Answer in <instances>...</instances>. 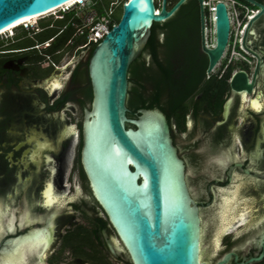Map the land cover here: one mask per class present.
<instances>
[{
	"label": "flooded vegetation",
	"instance_id": "flooded-vegetation-1",
	"mask_svg": "<svg viewBox=\"0 0 264 264\" xmlns=\"http://www.w3.org/2000/svg\"><path fill=\"white\" fill-rule=\"evenodd\" d=\"M254 1L264 5V0ZM168 3L166 0L167 10L171 7L167 8ZM245 4L258 12L253 5ZM194 14L189 11L180 20L185 40L180 58L173 62L205 64L206 78L216 79L212 108L207 109L200 94H196V107L200 109L196 117L193 113L190 116L194 120L201 116L202 131L210 134L213 144L222 147L219 155L206 159L198 155L201 143L195 144L197 174L203 189L199 197L190 192L202 223V256L207 233L208 255L214 256L212 260L202 258L207 264H215L229 255L226 264H238L262 254L260 261L251 264H264V245L259 244L264 232V14L252 24L245 39L246 48L260 59L249 93L229 87L236 71L244 72L251 82L257 64L254 55L242 47L248 20L241 29V48L237 47L244 60H225L227 40L220 59L206 74L208 62L200 49L199 11L198 28L190 30ZM48 27L56 26L52 21ZM33 29L32 32L41 30L38 26ZM31 31L0 41V255L16 241L43 237L44 245L37 254L27 257L26 264H93L91 260L99 257L98 264H127L128 256L95 199L80 160L83 110L88 107H82L79 101L88 86L91 92L85 72L88 78L86 60L93 46L75 55L76 49L66 43L58 58L41 59L45 43H25ZM207 37L204 10V41L211 47L214 34L209 35V44ZM164 38V33L158 34L157 43ZM228 70L226 87L219 96V81ZM54 81L59 82V88H51ZM199 88L200 84L196 89ZM252 101L257 102L259 110L253 108ZM171 130L172 142L188 170ZM186 181L190 187L188 175ZM49 185L57 198L52 204L47 203ZM236 185L240 186L233 213L236 217L223 227L224 200L236 191ZM239 193H245V198ZM240 214L243 221L239 223ZM11 219L13 225L8 227ZM20 220L24 221L23 228ZM106 242L111 243L113 254Z\"/></svg>",
	"mask_w": 264,
	"mask_h": 264
},
{
	"label": "water",
	"instance_id": "water-1",
	"mask_svg": "<svg viewBox=\"0 0 264 264\" xmlns=\"http://www.w3.org/2000/svg\"><path fill=\"white\" fill-rule=\"evenodd\" d=\"M71 1L0 0V32ZM187 1L177 0L167 10L166 0H160L156 13L154 0H124L118 22L95 45L87 61L91 99L83 110L80 160L89 187L130 264H207L202 258L199 210L186 181L188 170L172 142L165 115L158 109H140L135 118L126 115L130 64L142 53L152 25L171 18ZM194 1L199 11L200 49L207 57L209 74L227 44L229 20L224 3L217 2L214 44L206 46L203 0ZM243 1L258 10L242 35V47L254 55L257 64L251 82L244 72L236 71L229 87L249 93L260 59L246 48L245 39L252 24L264 14V5ZM89 45L76 49L75 55ZM106 244L113 254L111 243ZM259 244L264 245V232ZM262 257L259 254L238 264L255 263ZM228 259L225 255L215 264H226Z\"/></svg>",
	"mask_w": 264,
	"mask_h": 264
},
{
	"label": "trees",
	"instance_id": "trees-1",
	"mask_svg": "<svg viewBox=\"0 0 264 264\" xmlns=\"http://www.w3.org/2000/svg\"><path fill=\"white\" fill-rule=\"evenodd\" d=\"M104 1L106 0H91V8L98 15H101L112 2H115L113 9L121 8V0H109L107 5L104 4ZM159 6L160 4L157 5L156 3V9ZM189 11L190 14L195 13L194 19L191 18L190 30L194 27L198 28V6L194 1L182 5L172 18L163 23L152 25L142 53L130 64L128 69L127 117L135 118L138 114L137 111L140 109H158L165 115L170 128L175 126L179 130H185L187 115L193 113V117H196L197 111L200 109V107H196L194 98L196 94H200L201 101L207 109L212 108L216 79L212 76L206 78L204 73L205 64L198 63L195 65L188 61L173 62L174 58H180L183 50L182 43L185 39L183 38V27L180 20ZM72 15L73 12L70 11L62 19H55L53 22L56 27H48L49 21H40L38 27L41 30L31 31L32 34L26 37V40L31 42L30 44L33 40H37L38 43H47V46L41 50L39 58L56 59L59 57L66 42L74 32V27L69 25ZM113 19L116 23L119 20ZM73 20L78 23L76 19ZM25 33L29 32L24 30ZM160 33H164L165 38L161 44H158L156 39ZM84 42V39L81 42L75 39L71 49L74 50ZM95 45L92 44L93 48ZM146 58L149 59L147 62ZM229 74L230 70L219 81L221 86L219 96L222 95L226 87ZM85 76L88 82L86 72ZM199 81L201 82L199 83ZM199 84L200 88L197 90ZM90 99L91 92L88 86L83 90V98L79 103L82 107H88ZM125 262L130 264L129 260H125Z\"/></svg>",
	"mask_w": 264,
	"mask_h": 264
},
{
	"label": "built area",
	"instance_id": "built-area-1",
	"mask_svg": "<svg viewBox=\"0 0 264 264\" xmlns=\"http://www.w3.org/2000/svg\"><path fill=\"white\" fill-rule=\"evenodd\" d=\"M124 0H121V4ZM222 2L225 5L228 20H229V35L228 44L223 53V57L227 62L231 59H242L244 57L237 50L240 46V35L243 22L249 20L255 12L252 11L243 0H203L202 5L206 13V30L209 27L210 35L213 34V22H214V11L215 4ZM115 2L109 4L108 8L101 14L98 15L95 10L91 8V0H80L74 2L72 5L61 9V13L57 18H62L66 13L73 12L69 25L74 27V32L70 39L66 42L67 45H72L73 41L77 37H84L85 42L82 45L77 46L75 49L83 47L85 45L97 44L111 29L116 25L112 14ZM158 12V9L155 10ZM73 19H76V23ZM35 25L30 23L22 24V28L25 31L34 30ZM47 46V43L44 44Z\"/></svg>",
	"mask_w": 264,
	"mask_h": 264
},
{
	"label": "rangeland",
	"instance_id": "rangeland-1",
	"mask_svg": "<svg viewBox=\"0 0 264 264\" xmlns=\"http://www.w3.org/2000/svg\"><path fill=\"white\" fill-rule=\"evenodd\" d=\"M108 1L109 0L104 1V4L107 5ZM116 1H118V0H116ZM168 1L170 2V4L168 3L167 8H169V6H172L176 2L175 0H168ZM155 2L157 3V5L160 4V0H156ZM60 13H61V9L53 12L52 14L41 16L33 24L32 23H30V24L35 25V27L37 28L40 21L52 22L57 18V16L60 15ZM120 15H121V8L120 7L113 9V14H112L113 18H115L117 20V19H119ZM208 29H209V27H207L206 33L208 36L207 37V43L209 44L210 32ZM29 31H31V30H29ZM16 34H18L19 36L24 35V29L22 28V26H17L16 28H13L11 31H8V32L1 34L0 35V41H4V40H6V39H8L11 36H14ZM75 39L78 42H81L84 39V37H77ZM25 43L30 44L31 42L25 40ZM41 47L43 48L45 46L42 45ZM200 125H201V116H199L197 120H194L189 114V115H187L186 122H185L186 131L185 130H179L175 126H173L172 130H171L173 140H174L175 144L177 145L181 156L184 158V160L186 162L187 169H188L189 185H190L191 190H192L195 197H199L200 191H202V189H203L200 177L197 174V171H198L197 169L199 168V165L197 163L196 153H194V152L198 148L195 144L197 142L201 143L200 145L202 147V152H200V154H198V155H202V156L206 157V159H207V157L209 159L213 156H217L222 151V147H218L217 145L213 144V142L211 141V138H210V134L204 133L202 131ZM191 133H193V135H191ZM234 152L236 153V151H234ZM242 193H239V196L242 198H245V193L244 194H242ZM246 195L249 197H252L251 193L248 194V192H246ZM208 235H209V233H207L205 235V238H204L205 242H204V249H203V256L202 257L206 258L208 256L209 260H212L214 256L208 255V253H209L208 247L209 246L205 245L206 240L208 239ZM84 246H87V243L84 244ZM80 247H82V246L80 245ZM99 258L94 259V260L92 259L91 262L93 264H98L101 261V259H99ZM114 264H117V263L114 262Z\"/></svg>",
	"mask_w": 264,
	"mask_h": 264
},
{
	"label": "bare ground",
	"instance_id": "bare-ground-1",
	"mask_svg": "<svg viewBox=\"0 0 264 264\" xmlns=\"http://www.w3.org/2000/svg\"><path fill=\"white\" fill-rule=\"evenodd\" d=\"M79 1V0H74L71 2L66 3L65 5L44 14L48 15V14H52L53 12L60 10L64 7L70 6L72 5L74 2ZM38 18L40 17H32V18H24L22 20H19L15 23H13L12 25H10L8 28L2 30L0 32V35L11 31L13 28H16L17 26H20L22 24H26V23H34ZM54 84H58V81H54L51 88H56L53 85ZM60 87V85H59ZM58 87V88H59ZM52 186L49 185L47 191H46V195H47V203L48 204H52L54 201L57 200L56 197L53 196L52 194ZM238 191H233L231 193V196H229L228 198H226L224 200V211H223V215H222V219H223V227H226V224L231 220H233L235 217L233 215V213L235 212L236 206H237V193ZM243 216V214H240V216ZM243 220L240 219L239 223L242 222ZM14 219H11L9 221V226L13 225ZM24 226V221L20 220V228H23ZM13 231V229H12ZM45 243V239L43 237H39V239L37 241L35 240H29V239H24V240H19L16 241L10 248V250L8 252H4L0 255V264H26V259L28 256H32L34 254H37L40 247H42V245H44ZM44 253L41 254V256H43Z\"/></svg>",
	"mask_w": 264,
	"mask_h": 264
},
{
	"label": "snow or ice",
	"instance_id": "snow-or-ice-1",
	"mask_svg": "<svg viewBox=\"0 0 264 264\" xmlns=\"http://www.w3.org/2000/svg\"><path fill=\"white\" fill-rule=\"evenodd\" d=\"M53 86H54V87H59L58 84H54ZM252 106H253V108H254L255 110H259V107H258L256 101H252ZM239 187H240L239 185H236L234 190L238 191V190H239ZM239 218H240L241 220H243V216H242V215H241Z\"/></svg>",
	"mask_w": 264,
	"mask_h": 264
},
{
	"label": "clouds",
	"instance_id": "clouds-1",
	"mask_svg": "<svg viewBox=\"0 0 264 264\" xmlns=\"http://www.w3.org/2000/svg\"><path fill=\"white\" fill-rule=\"evenodd\" d=\"M63 18V17H62ZM62 18H56V19H62ZM20 26H22V25H20Z\"/></svg>",
	"mask_w": 264,
	"mask_h": 264
}]
</instances>
